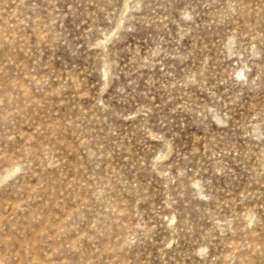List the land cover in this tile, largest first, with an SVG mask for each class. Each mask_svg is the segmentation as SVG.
<instances>
[{
  "label": "rangeland",
  "instance_id": "obj_1",
  "mask_svg": "<svg viewBox=\"0 0 264 264\" xmlns=\"http://www.w3.org/2000/svg\"><path fill=\"white\" fill-rule=\"evenodd\" d=\"M0 264H264V0H0Z\"/></svg>",
  "mask_w": 264,
  "mask_h": 264
}]
</instances>
